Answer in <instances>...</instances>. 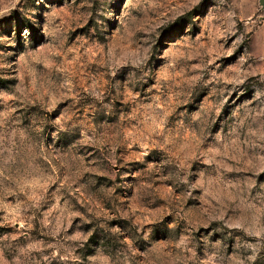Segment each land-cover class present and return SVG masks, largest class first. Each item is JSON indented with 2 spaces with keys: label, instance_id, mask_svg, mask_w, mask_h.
Listing matches in <instances>:
<instances>
[{
  "label": "rangeland",
  "instance_id": "obj_1",
  "mask_svg": "<svg viewBox=\"0 0 264 264\" xmlns=\"http://www.w3.org/2000/svg\"><path fill=\"white\" fill-rule=\"evenodd\" d=\"M0 264H264V0H0Z\"/></svg>",
  "mask_w": 264,
  "mask_h": 264
},
{
  "label": "clouds",
  "instance_id": "obj_2",
  "mask_svg": "<svg viewBox=\"0 0 264 264\" xmlns=\"http://www.w3.org/2000/svg\"><path fill=\"white\" fill-rule=\"evenodd\" d=\"M35 2L37 4H39V3H42L43 0H35ZM101 2L103 4V0H101ZM114 2H115V0H107V3H109V4H112ZM111 15H112L111 10H106L103 7H101V9L98 11L97 18H96V27H97V29L99 30V32L101 34L104 33V30L107 27V23H106L105 17L107 19H111ZM25 39H27V30H25Z\"/></svg>",
  "mask_w": 264,
  "mask_h": 264
}]
</instances>
